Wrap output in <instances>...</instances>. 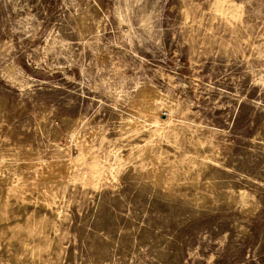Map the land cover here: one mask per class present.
Returning a JSON list of instances; mask_svg holds the SVG:
<instances>
[{"label":"rangeland","instance_id":"rangeland-1","mask_svg":"<svg viewBox=\"0 0 264 264\" xmlns=\"http://www.w3.org/2000/svg\"><path fill=\"white\" fill-rule=\"evenodd\" d=\"M0 264H264V0H0Z\"/></svg>","mask_w":264,"mask_h":264}]
</instances>
